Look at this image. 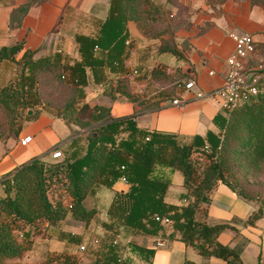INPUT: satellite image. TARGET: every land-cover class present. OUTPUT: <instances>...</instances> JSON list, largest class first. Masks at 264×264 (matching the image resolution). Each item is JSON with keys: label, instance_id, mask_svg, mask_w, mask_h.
<instances>
[{"label": "trees", "instance_id": "16d2710c", "mask_svg": "<svg viewBox=\"0 0 264 264\" xmlns=\"http://www.w3.org/2000/svg\"><path fill=\"white\" fill-rule=\"evenodd\" d=\"M102 1L107 4L106 15L94 37L75 36L80 58L72 63L61 56L35 57L36 50L25 48L24 39L0 47V62L11 61L16 69L14 80L0 86V140L19 134L26 110L40 103L38 85L42 78L49 82L64 79L72 95L63 107L43 103L67 124L85 131L83 137L72 140L75 145L84 139L83 153L63 156L64 161L53 164L31 159L2 181L6 195L0 197V264H18L8 260L21 257L31 248L35 224L40 220L56 223L69 212L74 219L88 224L98 210L87 206L86 198H95L105 190L112 192L106 212L113 223L152 235L170 226V236L177 233L199 254L240 264L246 240L234 247L222 244L219 235L236 228L224 222L208 223L206 216L210 193L218 184L244 199H257L259 207L246 223L253 225L263 214L264 95L251 97L231 110L224 108V113L214 118L216 132L195 134L187 141L171 133L142 130L133 116L114 117L110 106L91 104L84 89L87 71L111 100L118 96L132 102L138 99L132 94L129 73L123 66L131 46L128 21L136 22L146 38L159 40L158 52L172 53L179 59L183 54L174 33L188 24L189 15L170 21L154 0ZM251 1L264 7V0ZM38 2L17 5L9 27L20 26L29 8ZM166 2L175 4V0ZM105 68L110 73L121 69V76L115 81L107 79ZM149 77L167 81V87L161 86L158 92L159 100L172 98L178 87L186 84L160 67L152 68ZM159 100L153 104L158 106ZM174 172L183 177L184 191L179 196L187 200L186 204L165 200ZM122 178L126 179L127 189L121 193L113 187ZM52 179L64 187L69 198L67 206L50 201L47 189ZM155 216L166 217L169 223H161ZM131 248L138 252L143 247L132 243ZM39 264L78 263L74 254L52 252Z\"/></svg>", "mask_w": 264, "mask_h": 264}, {"label": "crops", "instance_id": "0c3cea01", "mask_svg": "<svg viewBox=\"0 0 264 264\" xmlns=\"http://www.w3.org/2000/svg\"><path fill=\"white\" fill-rule=\"evenodd\" d=\"M101 2L105 1L42 2L29 8L20 26L10 28V15L17 4L0 0V47L24 39L25 48L36 50L35 57L61 56L72 63L80 58L75 36L83 34L94 37L106 15L107 4L104 6ZM197 4L201 9L190 12L188 24L184 23L174 33V40L182 50V58L178 59L172 53L158 52L159 40L146 38L136 22L128 21L131 46L123 59L124 68L127 69L130 63L137 73H129L130 84L136 82V76L160 67L182 83L192 81L193 88L185 89L182 85L175 96L165 100H159L154 94L138 93L136 102L123 96L111 100L102 93L87 71L88 84L84 88L86 100L91 104L110 106L114 117L133 116L136 126L142 130L175 134L183 141L190 140L195 134L205 136L208 131L216 132L214 118L224 113L223 97L218 89L226 72L225 59L234 47L230 34H251L259 55L264 58V7L251 0H226L216 9L203 1ZM87 6H90L88 11L85 10ZM121 72V69L111 73L108 68L104 69L107 79L113 81L121 76ZM15 75L13 62H0V86L14 80ZM145 79L146 75L140 87L147 86ZM141 90L139 88L132 92ZM197 92L209 93V96L199 98ZM174 98H178L181 105L172 104ZM157 100L158 106L153 104ZM26 135L32 138L22 145L20 141ZM83 136L84 133L79 132L75 125L67 124L50 110L38 105L28 108L19 134L0 140V197L6 195L2 181L16 167L35 158L47 164L60 161L66 155L72 157L75 153H83L84 139L75 145L72 142L74 138ZM56 148L62 152L60 159L51 158V152ZM178 173L172 175L165 200L186 204L187 200L179 196L184 187L183 177ZM113 188L122 193L126 191L127 184L118 180ZM111 198L112 192L109 190L102 191L95 198H86V205L98 210L88 224L74 219L70 214L56 223L50 224L46 220L36 222L31 248L21 257L8 261L38 264L49 253L57 252L74 254L78 264H228L221 258L199 254L193 246L180 240L177 233L170 236V226L152 235L113 223L106 212ZM258 207L257 201L244 199L223 184H218L210 193L206 221L229 223L236 228L224 230L218 237L219 241L234 247L241 240H246L240 253V264H264V207L262 216L253 225L246 223L248 216ZM114 240L117 244L112 243ZM81 243H85L83 251L79 250ZM132 243L143 248L137 252L131 248Z\"/></svg>", "mask_w": 264, "mask_h": 264}, {"label": "built area", "instance_id": "2783aa9c", "mask_svg": "<svg viewBox=\"0 0 264 264\" xmlns=\"http://www.w3.org/2000/svg\"><path fill=\"white\" fill-rule=\"evenodd\" d=\"M230 37L234 42V47L231 54L225 59L226 72L223 83L218 89V93L223 97L222 107L229 110L251 97L264 95V58L259 55L253 36L249 33H231ZM193 87L192 81L185 84V89ZM196 96L202 98L209 96V93L197 92ZM171 103L181 105L178 98L172 99ZM31 138V135H26L20 143L25 145ZM51 158H62L61 150L54 149L51 152ZM121 180L126 183L125 178ZM155 219L164 224L169 223V219L166 217L155 216ZM112 243L117 244L116 240ZM79 250H85V246L80 245Z\"/></svg>", "mask_w": 264, "mask_h": 264}, {"label": "rangeland", "instance_id": "374dc122", "mask_svg": "<svg viewBox=\"0 0 264 264\" xmlns=\"http://www.w3.org/2000/svg\"><path fill=\"white\" fill-rule=\"evenodd\" d=\"M11 3L13 4H22V3H29L30 1L36 3L38 0H10ZM50 0H42L38 2L37 4H40L42 2H46ZM65 1V0H61ZM157 5L161 7L163 10L164 14L166 15V18L170 21H174L175 18L181 16L183 17L184 15H188L190 12L194 13L197 10L201 9V6H197V3H200V1H203L205 4H208L210 7L215 8L222 3L223 0H175V4L172 5L171 3H167L166 0H154ZM226 1V0H225ZM106 6V2H101ZM35 5V4H34ZM33 6V5H32ZM90 6L86 7V11H88ZM88 9V10H87ZM84 10V11H85ZM198 12V11H197ZM173 15V16H171ZM178 21V20H177ZM186 21V19H185ZM178 22H175V24ZM127 71L128 73H132L137 75V73L134 72V67L129 63L127 64ZM139 73V72H138ZM5 74V72H4ZM146 75V79L144 83L148 82L147 86L145 87H140V83L144 79V76ZM136 82L133 81V83L130 84L131 91H134L135 89H142L140 92H132L134 96H136V93L138 94H145V95H158V92L161 91V86L166 88L167 84L163 79L160 80H153L150 79L149 77V71H147L144 75L136 76L135 77ZM64 79L57 80L55 79L53 82H49L48 80L42 78L40 81V86L38 85V91L41 94L40 96V103H38V106H42L44 109L46 108L47 110H50L52 112V109L47 107L44 103H49L53 107H63V105L66 103V98H68L70 95H72V89H70L69 86H66V84L63 82ZM162 80V81H161ZM40 88V89H39ZM137 97V96H136ZM44 102V103H43ZM155 103V102H154ZM149 104V103H147ZM51 106V107H52ZM53 113V112H52ZM79 132H85L84 130H78ZM64 160L60 161H52L47 164H53V163H61ZM178 176L182 177L180 173L177 174ZM177 182L175 180L174 186H176ZM48 197L50 201L55 204L57 202H60L62 205L67 206L69 204V198L67 196V193L64 190V187L56 182L54 179L51 180L48 184V189H47ZM254 201H257V199H253ZM70 214L69 212L66 213ZM75 242V241H74ZM82 245L85 243H81ZM79 244V245H81ZM44 261V260H43ZM41 263V262H40ZM39 264V263H38Z\"/></svg>", "mask_w": 264, "mask_h": 264}]
</instances>
